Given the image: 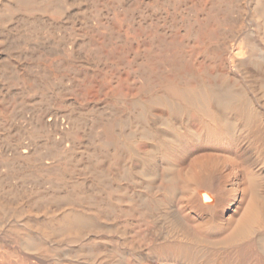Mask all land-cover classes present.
<instances>
[{
	"label": "bare ground",
	"instance_id": "1",
	"mask_svg": "<svg viewBox=\"0 0 264 264\" xmlns=\"http://www.w3.org/2000/svg\"><path fill=\"white\" fill-rule=\"evenodd\" d=\"M0 264H264V0H0Z\"/></svg>",
	"mask_w": 264,
	"mask_h": 264
}]
</instances>
